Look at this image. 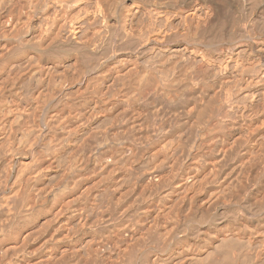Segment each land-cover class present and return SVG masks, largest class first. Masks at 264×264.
<instances>
[{
  "label": "bare ground",
  "instance_id": "1",
  "mask_svg": "<svg viewBox=\"0 0 264 264\" xmlns=\"http://www.w3.org/2000/svg\"><path fill=\"white\" fill-rule=\"evenodd\" d=\"M0 7V264H264V0Z\"/></svg>",
  "mask_w": 264,
  "mask_h": 264
},
{
  "label": "rangeland",
  "instance_id": "2",
  "mask_svg": "<svg viewBox=\"0 0 264 264\" xmlns=\"http://www.w3.org/2000/svg\"><path fill=\"white\" fill-rule=\"evenodd\" d=\"M0 9H1V11H0V15H1L4 11H3V9H2L1 7H0ZM2 11H3V12H2ZM11 31H12V29H11ZM9 34H11V32H9ZM17 84L19 85V83H16V84L14 83V87H15V89H17L16 91L19 92L20 90H18V89H19L18 87H20V85L17 86ZM15 85H16L17 87H16ZM1 87H2V86H1ZM1 87H0V88H1ZM12 87H13V86H12ZM7 94H8V93H7L6 90H5L3 97H5ZM8 96H9V95H8ZM10 96H11V95H10ZM11 97H12V96H11ZM9 98H10V97H8V99H9ZM6 99H7V97H6ZM6 99H5L4 101H7ZM8 101H9V100H8ZM5 103H6V102H5ZM49 112H50L49 110L44 111V113H43V115H42V117H41V122H42L43 124L45 123L46 117L49 116ZM42 123H41V124H42ZM43 124H42V125H43ZM74 160H75V162H73V165H72V168H73V171H72V172H74V173H76V174H80V173L82 172V165H79V164H80V161L78 160L79 162H77V159H76V158H74ZM75 163H76L78 166H77ZM89 163H90L91 165L87 164L88 166L86 165V166H83V167H84V168H89V166H92V164L94 163V161L91 160ZM74 165H75V167H74ZM75 169H77V170H75ZM80 169H81V170H80ZM89 176H90V175H89ZM102 193H103V192H102ZM99 195H100L99 198H101L100 200H102V198H103V200L105 199V196H104L103 194H99ZM101 196H103V197H101ZM97 199H98V198H97ZM97 199H96V200H97ZM100 200L98 199L97 202H100ZM103 200H102V201H103ZM104 203H105V202H104ZM192 222H193V221H192ZM192 222H190V221L188 222V225H187L188 228H191V227L194 225V222H193V223H192ZM98 227H99V226H98ZM98 227L95 228L96 231L98 230V232H99L98 234H97V232H96V234H97L96 236H99V234H100V235H104V234H105V233L103 234V232H105L104 227H103V226H100V227H99V228L103 227L102 229H104V230H102V229H98ZM87 228H88V226L85 227V228L82 230V231H84V234H85V233H88V232H91V230H92V229H90V228H88V229H87ZM100 230H101V232H102V231H103V232L100 233ZM161 230H162L164 233H166V232H167V226H164ZM94 231H95V230H94ZM84 234H83V232H81L79 236L83 237ZM109 245L111 246L112 244H109ZM112 247H113V246H111L110 248H112ZM113 248H114V247H113ZM113 248H112V249H113ZM112 249H111V250H112ZM151 251H154V250L151 249Z\"/></svg>",
  "mask_w": 264,
  "mask_h": 264
}]
</instances>
